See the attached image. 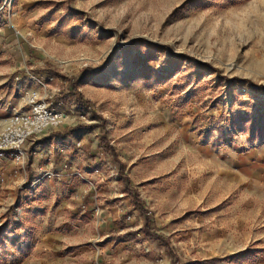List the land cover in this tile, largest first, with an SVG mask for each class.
Returning <instances> with one entry per match:
<instances>
[{"label":"rangeland","instance_id":"rangeland-1","mask_svg":"<svg viewBox=\"0 0 264 264\" xmlns=\"http://www.w3.org/2000/svg\"><path fill=\"white\" fill-rule=\"evenodd\" d=\"M33 94L0 264H264V0H0V132Z\"/></svg>","mask_w":264,"mask_h":264},{"label":"built area","instance_id":"built-area-1","mask_svg":"<svg viewBox=\"0 0 264 264\" xmlns=\"http://www.w3.org/2000/svg\"><path fill=\"white\" fill-rule=\"evenodd\" d=\"M29 111L11 115L0 132V159H10L16 164L26 159L25 145L44 131L61 126L66 114L39 100L33 94L27 101Z\"/></svg>","mask_w":264,"mask_h":264},{"label":"crops","instance_id":"crops-1","mask_svg":"<svg viewBox=\"0 0 264 264\" xmlns=\"http://www.w3.org/2000/svg\"><path fill=\"white\" fill-rule=\"evenodd\" d=\"M46 142V143H45ZM39 141L37 144H39V148H41L40 150L43 151L42 149L45 148L47 149V151H49L48 147H53L55 146L54 143H56L55 140H47V141ZM48 142V143H47ZM76 162V160H75ZM76 164H79V162L77 161ZM56 170H58L59 172H65L64 169H62L61 165L59 164L58 166H56ZM252 177L254 179V181L252 182V186H250V191L251 192H256V193H260L262 195V197L264 198V175L262 174L261 171L258 170H254L252 171ZM242 174V173H241ZM63 175V174H61ZM260 191V192H258Z\"/></svg>","mask_w":264,"mask_h":264}]
</instances>
